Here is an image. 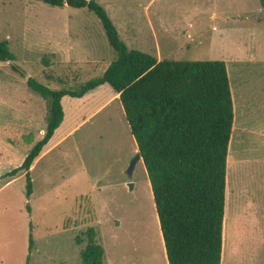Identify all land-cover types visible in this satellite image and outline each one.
Returning <instances> with one entry per match:
<instances>
[{
  "label": "rangeland",
  "instance_id": "1",
  "mask_svg": "<svg viewBox=\"0 0 264 264\" xmlns=\"http://www.w3.org/2000/svg\"><path fill=\"white\" fill-rule=\"evenodd\" d=\"M95 1L129 49L159 59L225 62L233 124L224 217L232 220V209H238L255 219L259 232L240 229L242 249L222 264H264V5ZM2 40L21 72L0 62V264H81L87 227L103 247V264H168L142 160L126 174L137 146L107 84L80 98L62 97L63 119L30 165L28 197L24 170L4 175L45 130L47 100L26 79L72 88L101 74L114 58L99 19L84 7L0 0ZM29 222L34 243L26 261ZM234 242L227 241L228 249Z\"/></svg>",
  "mask_w": 264,
  "mask_h": 264
},
{
  "label": "trees",
  "instance_id": "2",
  "mask_svg": "<svg viewBox=\"0 0 264 264\" xmlns=\"http://www.w3.org/2000/svg\"><path fill=\"white\" fill-rule=\"evenodd\" d=\"M50 6L84 7L99 19L114 58L103 72L76 87L51 89L32 77L27 86L47 100L45 130L24 155L25 196L31 194L29 169L63 119V96L80 98L107 84L122 106L129 131L149 180L168 264H220L226 169L233 103L225 62L177 60L129 49L106 11L95 0H39ZM264 5V0H259ZM7 42L0 62L21 72ZM27 259L33 248L29 222ZM81 264H103V247L92 227L85 230ZM77 244L81 242L75 237Z\"/></svg>",
  "mask_w": 264,
  "mask_h": 264
},
{
  "label": "crops",
  "instance_id": "3",
  "mask_svg": "<svg viewBox=\"0 0 264 264\" xmlns=\"http://www.w3.org/2000/svg\"><path fill=\"white\" fill-rule=\"evenodd\" d=\"M157 60H160L159 57H155ZM115 94V93H114ZM117 95L118 98V94ZM57 142V141H56ZM44 152L41 151L40 155L41 156ZM32 165V164H31ZM30 168H32L30 166ZM30 170V169H29ZM6 174V173H5ZM4 174V175H5ZM126 185V184H125ZM241 212V211H240ZM240 212L238 211V209H232V220H228V222H225V217L223 216V226H222V248H221V259H220V264H222V261H225V258L230 259V257L237 251V250H241L242 248L239 247V231L240 229H247L249 230L251 233H255L257 235V233L259 232V230H257V225L256 222L254 221L255 219L250 220V218L247 216H243L240 214ZM234 214H237L236 217L234 216ZM245 218L244 220L242 219ZM240 219H242L243 224H240ZM229 223H232V225H229ZM251 223V224H250ZM234 228V229H233ZM253 229V230H250ZM246 231V235L248 237V232ZM249 238V237H248ZM231 239L232 241L235 240L234 244H232L233 246H231V248L228 249L227 246H229V244H227V241Z\"/></svg>",
  "mask_w": 264,
  "mask_h": 264
},
{
  "label": "water",
  "instance_id": "4",
  "mask_svg": "<svg viewBox=\"0 0 264 264\" xmlns=\"http://www.w3.org/2000/svg\"><path fill=\"white\" fill-rule=\"evenodd\" d=\"M139 159H141V157H140V155H139V153H138V151H137L136 154L134 155V157L132 158V160L130 161V163H129L127 169H126V174H127V173H128V174L131 173V171L133 170V167H134V165H135V162H136L137 160H139ZM128 186H129L130 188H132V184H131L130 182H128Z\"/></svg>",
  "mask_w": 264,
  "mask_h": 264
},
{
  "label": "bare ground",
  "instance_id": "5",
  "mask_svg": "<svg viewBox=\"0 0 264 264\" xmlns=\"http://www.w3.org/2000/svg\"><path fill=\"white\" fill-rule=\"evenodd\" d=\"M231 164H232V163H231ZM32 166H33V165H32ZM32 166H31V167H32ZM229 200H230V199H229Z\"/></svg>",
  "mask_w": 264,
  "mask_h": 264
}]
</instances>
